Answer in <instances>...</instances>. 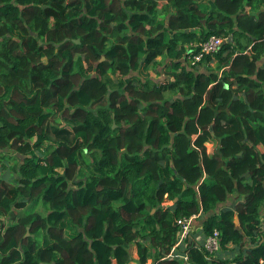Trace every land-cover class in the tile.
Listing matches in <instances>:
<instances>
[{"label": "trees", "instance_id": "1", "mask_svg": "<svg viewBox=\"0 0 264 264\" xmlns=\"http://www.w3.org/2000/svg\"><path fill=\"white\" fill-rule=\"evenodd\" d=\"M0 163V264H264V0H0Z\"/></svg>", "mask_w": 264, "mask_h": 264}, {"label": "built area", "instance_id": "2", "mask_svg": "<svg viewBox=\"0 0 264 264\" xmlns=\"http://www.w3.org/2000/svg\"><path fill=\"white\" fill-rule=\"evenodd\" d=\"M225 42V39L211 36L206 41L202 43H194L192 46L194 47L190 55L187 56V64L189 67H195L199 65L203 58L206 56H211L218 52L222 44ZM199 217L198 215H193L189 218H181L176 220V225L178 227L177 231V245L184 241L191 232L192 222ZM264 218V217H263ZM261 218V219H263ZM264 230V224H263ZM203 248L209 253H217L220 249V234L217 230H214L212 234H210L203 242ZM186 259V257H184ZM262 263V262H261Z\"/></svg>", "mask_w": 264, "mask_h": 264}, {"label": "crops", "instance_id": "3", "mask_svg": "<svg viewBox=\"0 0 264 264\" xmlns=\"http://www.w3.org/2000/svg\"><path fill=\"white\" fill-rule=\"evenodd\" d=\"M215 61V60H214ZM157 65L154 66L150 71H149V76L150 79L155 83V84H159L162 83L165 80V69L166 66L169 64V60L164 58V57H159L157 58ZM263 64V60H261V62L259 63V65ZM216 64L215 62H209V63H203L202 65H200L199 72H203V73H207L209 71H213L216 72ZM222 70V69H221ZM221 72V71H220ZM220 72L218 74V76L220 75ZM10 158V157H8ZM1 166H3L0 163V168ZM237 196L236 195H230L226 201V203L219 205V208L222 207H228V208H232L233 205H235L237 203L236 200ZM165 205L169 206L171 205L170 201H166ZM264 215V214H263ZM204 219L197 217L193 222H192V227H191V234L192 235H196V238L200 240L201 235H200V231L202 228V223H203ZM235 222H237V219H235ZM237 224V223H235ZM134 252V256L132 255V258L136 259V252L135 251H131V253L133 254Z\"/></svg>", "mask_w": 264, "mask_h": 264}, {"label": "rangeland", "instance_id": "4", "mask_svg": "<svg viewBox=\"0 0 264 264\" xmlns=\"http://www.w3.org/2000/svg\"><path fill=\"white\" fill-rule=\"evenodd\" d=\"M85 67H86V68H89V64H88V62H86V61H85ZM151 69H152V68H151ZM9 164H11V162H8V163H7V166H8V167H9ZM3 167H4V164H3V166H1L2 170H4ZM1 168H0V170H1ZM1 173H2V171H1ZM6 173H8L7 167H6ZM36 211L39 212V213H41V215L44 214V212H43V210H42L41 208H38ZM22 216H24V215H23V212H19V217H22ZM236 223H238V222H236ZM178 241H179V240H178ZM181 243H182V242H181ZM131 251H135L134 246L131 247L130 252H131ZM135 252H136V251H135ZM220 252L225 254V253L227 252V250H220ZM132 255L134 256V252H133V254L131 253V256H132ZM136 259H137V255H136ZM136 259L133 258V259H132V262H131L130 264H137L136 261H135ZM147 264H150V262H148Z\"/></svg>", "mask_w": 264, "mask_h": 264}, {"label": "water", "instance_id": "5", "mask_svg": "<svg viewBox=\"0 0 264 264\" xmlns=\"http://www.w3.org/2000/svg\"><path fill=\"white\" fill-rule=\"evenodd\" d=\"M76 43H79V41H75ZM39 44H40V42H39ZM103 59V58H102ZM236 223V222H235Z\"/></svg>", "mask_w": 264, "mask_h": 264}]
</instances>
